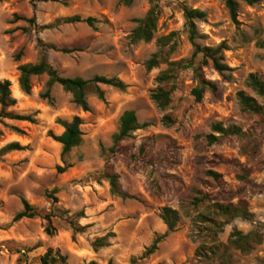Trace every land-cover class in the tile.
<instances>
[{
  "label": "rangeland",
  "instance_id": "374dc122",
  "mask_svg": "<svg viewBox=\"0 0 264 264\" xmlns=\"http://www.w3.org/2000/svg\"><path fill=\"white\" fill-rule=\"evenodd\" d=\"M184 8L207 14L204 21L197 22L198 32L204 36L198 43H226L225 62L233 69L232 78L223 80L211 65L203 66V77L214 82L218 91L206 92L197 102L192 95L193 70H180L171 106L161 111L151 94L156 77L166 66L148 71L145 63L158 51L157 39L173 33L165 49L169 61L191 59L193 47L185 29ZM149 9L148 0H133L130 6L121 0L35 4L0 0V80L12 83V94L18 101L13 111L32 119L5 120V125H0V150L12 142L25 148L0 153V264H42L41 258L49 250L66 257V264H264V119L242 113L237 100V93L244 91L263 104L246 86V79L254 73L264 81V50L257 47V41H264V0L255 6L240 3L239 27L231 22L222 0H160L154 39L133 43L134 20L144 17ZM14 14L35 18L36 25L13 23ZM76 16L94 18V26L67 21ZM39 39L45 47L38 46ZM41 49L63 77L119 78L128 88L121 91L101 85L103 102L90 86L89 112L77 107L59 85L52 88L51 100L41 98L46 76L35 78L31 94L25 95L19 88L17 67L35 63ZM20 52L17 62L15 56ZM201 60L198 56L194 65L199 66ZM126 110H134L138 121L149 126L136 131L111 153L112 136ZM164 115L175 120L172 127L163 125ZM74 116L83 119V142L62 157V145L53 137L63 132L58 121ZM215 122L249 132L247 140L258 146L257 153L243 155V142L234 137L209 146L205 136ZM12 126L23 133L13 132ZM58 167L67 169L59 172ZM107 170L118 174L131 199L111 194L104 177ZM207 170L218 173L220 182L207 178ZM195 190L213 202L237 204L244 200L254 216L253 221L217 216L223 224L216 243L218 255L197 257L201 241L192 237V220L208 212L206 206L189 207ZM22 198L40 216L13 223L14 216L23 210ZM166 207L179 211L180 222L153 255L142 258L157 236L167 233L160 217ZM47 214L56 230L53 236L44 231L47 223L43 216ZM72 223L86 229L75 233ZM234 230L258 233L261 242L253 244L248 253L231 249L228 240ZM107 235L110 246L94 251L93 242Z\"/></svg>",
  "mask_w": 264,
  "mask_h": 264
},
{
  "label": "trees",
  "instance_id": "16d2710c",
  "mask_svg": "<svg viewBox=\"0 0 264 264\" xmlns=\"http://www.w3.org/2000/svg\"><path fill=\"white\" fill-rule=\"evenodd\" d=\"M32 4L36 2H47L50 0H30ZM150 9L142 18L134 20L135 27L131 32L130 39L133 43L151 42L154 39L155 33L158 31V21L160 17V0H148ZM228 12L231 22L236 26H240L239 21V5L244 3L247 6H255L260 3V0H222ZM125 6H130L133 0H121ZM185 29L188 34V39L193 47L191 59L185 61H169L166 47L169 46L174 33L157 39L156 45L158 51L154 53L151 58L145 63L148 71L158 68L160 65H165L166 69L159 73L156 77V88L152 91L151 100L161 110L166 111L172 103V94L175 90V80L177 73L183 69H192L193 78L195 80V87L192 89V95L197 102H200L206 92L212 94L217 93V85L203 77L201 68L203 66L211 65L219 76L226 81L232 78L233 69L225 62V51L227 50L226 43L222 42L215 46H201L198 40L203 38L197 28L198 21H204L207 14L198 9L184 8ZM13 23L17 21H25L31 25H36L35 18H23L17 14L13 16ZM67 21L71 22H84L90 26H94V18L82 19L79 16L69 18ZM39 47H45L42 40H38ZM257 47L264 50V41H257ZM51 49H56L51 46ZM172 51L173 47L170 48ZM201 56V64L194 65V60ZM22 52L15 56L18 62L21 60ZM19 72L18 84L20 90L25 95H30L33 88V80L35 78L46 76L47 82L45 85V92L41 94V98L51 100V90L55 85H59L66 93L72 96V102L79 107L83 112L90 111V104L88 102V89L94 86L95 95L97 98L105 102V93L100 88L101 85L111 86L121 91H125L128 85L119 78H109L105 76H95L90 80H85L81 77H63L60 73L48 62L44 49H41L39 58L35 63L19 64L17 67ZM246 86L261 100L263 104H259L256 98L247 95L244 91L237 93V100L240 110L244 114L256 116L264 119V81L254 73L248 75L246 79ZM12 83L10 80H0V125H5V120L17 122H32L30 116L21 115L13 111L18 101L12 94ZM162 123L165 127L169 128L175 124V120L170 115H164ZM58 124L63 128L60 136H54V140L62 145V157L68 156L75 148L81 146L83 142V119L79 116H74L71 120H59ZM148 123L141 124L134 110H126L119 118V125L116 132L112 136V147L109 149L111 153H115L119 144L132 137V135L141 129L147 128ZM10 129L18 134L23 132L16 126ZM237 138L243 142L241 151L243 155L256 154L258 151L257 145H251L247 139L250 137L249 132L243 131L236 125L225 127L220 122H215L211 125L210 133L205 136V140L209 146L215 145L226 138ZM25 148L17 142H12L3 148L0 153L6 154L13 151H22ZM144 152V146L141 147ZM67 167H58V171L63 172ZM206 177L220 182V175L212 170H207ZM104 177L110 184V191L113 196L122 200L131 199L132 197L123 191L120 178L118 174L113 171L107 170ZM245 177H242L243 179ZM196 195L188 201L189 207L198 208L206 206V214H199L192 220V237L195 241H201L197 249V257L206 258L208 255H218L219 249L216 246L218 235L222 231L223 224L218 222L217 216L225 217L227 219L242 218L247 221H253L254 216L248 211V205L244 200L239 203L223 204L220 202H213L211 198L204 194L201 190H195ZM54 201L56 199L54 198ZM23 210L17 213L13 218V223L21 221L22 219H33L40 216V213L33 208L29 202L21 199ZM185 207V206H182ZM162 221L167 227V233L162 236H157L153 243L146 249L142 258L153 255L159 247V244L167 237L168 233L175 231L179 222V211L172 208H163L160 215ZM43 219L47 225L44 229L48 236L55 234V228L52 225L51 215H44ZM75 233L83 232L86 227L75 226L72 223ZM110 236H114L111 234ZM110 236H104L96 239L93 244V250L98 251L101 248L110 246ZM261 242V236L258 233L245 234L239 230H234L228 240V247L234 250L248 253L252 250L253 244ZM42 264H66V257L62 256L59 252L47 251L41 258Z\"/></svg>",
  "mask_w": 264,
  "mask_h": 264
}]
</instances>
